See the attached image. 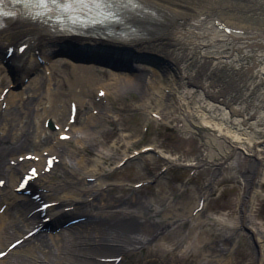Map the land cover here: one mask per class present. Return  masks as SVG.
<instances>
[{"label": "bare ground", "instance_id": "6f19581e", "mask_svg": "<svg viewBox=\"0 0 264 264\" xmlns=\"http://www.w3.org/2000/svg\"><path fill=\"white\" fill-rule=\"evenodd\" d=\"M151 1L166 10L168 15L158 32L141 40L119 44L125 46H119L114 50L115 53L109 54L99 45L108 42H101L97 38H79V42L68 38L67 45L76 54L84 52L89 56L98 57L99 60L111 59L108 62L118 65L124 62L121 59H126L128 64L145 59L147 65L152 68L143 67L131 76L108 73L112 79H120V84L113 94L121 96L125 90L139 89L143 93V100L139 105L143 108L151 106L152 96L155 95L153 83H162L158 78V71H174L182 74L181 76L187 73L192 79H198L206 94L200 98L202 103L198 105V111L204 119L212 116L220 120L218 126L212 127L206 123L202 125L214 128L218 135L228 137L233 143L247 139L244 143L248 145L246 147H250V151L259 150L261 158L249 163L247 170L250 169V172L245 174L244 178L246 190H250L255 184L264 188V149H260L264 148V127L256 128L255 122L252 125L248 121L255 117L256 112H251L253 107L257 109L263 106L264 66L246 72L248 65L244 63L246 59H253L256 55L264 59V0ZM18 33L19 30H14L0 34L1 57L16 40ZM63 38L38 33L29 43L30 50L26 51V54L21 55L19 59L11 53L6 60L11 63V68L6 78L2 77L0 85V181L3 182L0 184V252L5 251L0 257V264H118L112 260L113 257L144 249L145 244L154 237L157 239L151 243L148 251L158 249L161 254L169 251L173 257L177 250L180 257L189 259L191 263L196 257L193 252L196 249V227L203 222L199 211L193 212L196 205L185 212H179V208L170 203L165 204L161 210L158 207L149 209L150 203L145 201V197L128 196L120 192L114 195L110 191L116 187L103 180L106 176L103 173V164L112 163V154L119 155L121 159L127 157V153L136 143L127 141V136L121 129L112 128L108 131L99 127L101 121L108 118L107 112L110 111L109 93L105 84H92L90 80H85L86 89L90 90L92 86L102 84L96 88V94L89 102L80 96L89 90L86 91L83 87L76 90L80 79L77 72L93 71L94 67L64 60L50 61V54L56 46L62 44L58 42ZM124 51H127L126 55L118 54ZM148 55L164 58L165 65L158 64L155 68L154 62L148 60ZM130 56L132 57L128 59ZM212 56H217V61L210 62L208 58ZM222 58H230L232 62L227 63ZM237 64L240 65L234 67ZM226 66L231 68L226 69ZM75 70L78 71L70 75L71 71ZM1 71L0 67V74ZM29 72L33 73L35 78L30 81L29 77L27 82H24L23 79L30 75ZM172 83L168 81L164 90L157 92L158 96L167 98L178 93ZM19 84L23 87L22 90L16 89L20 87ZM183 84L184 81H180L177 87L180 88ZM5 87L9 89L1 98ZM99 90H104L101 97L97 95ZM191 93L195 94L192 88L185 89L181 95H174V104L163 102L153 111L162 119L175 121L180 120L175 114L176 110L186 106L185 118L193 119L197 110L189 108L188 102L184 100L187 96H192ZM208 95L214 97V101L219 104L240 105L238 110H235L236 107L233 110L242 115L241 118H232L226 112H221L217 105L206 99ZM66 97L76 105L75 118L78 114L87 112L86 117H79L77 125L76 121L70 123L65 118ZM89 104L93 105L91 112L87 111ZM95 108L97 115L93 116L92 110ZM67 111L69 118L70 105ZM47 119L55 123L62 119V127L68 128L64 130L60 127L54 136L50 127H44ZM262 124L264 123H259V126ZM64 133L68 135V140L60 139V135ZM243 135L246 138L242 137ZM70 139L77 144L67 146L66 143ZM96 142L105 145L102 151L91 153L93 157L82 153L85 147ZM208 143L215 145L213 142ZM233 143H230L232 147L218 153L221 158L236 155ZM26 154H31V158L26 159ZM205 155L198 163L187 164L193 167L220 158ZM161 156H164L166 162L176 160L166 155ZM48 157H52L53 162L48 171H45V167L49 165ZM74 157L78 158L81 174L83 169L86 170L80 177H77L78 171L71 161ZM148 162L155 163L156 160ZM31 167L35 168L37 175L29 179L24 190H18L21 178ZM153 171L149 169L148 174L153 175ZM216 172L214 169L212 176ZM69 176L72 179H66ZM44 202H49L50 206L41 215L40 210L36 209ZM250 206L251 199L243 196L240 198L237 220L233 223L228 222L224 215H211L210 218L217 220V229H223L224 236L228 235L230 230H247L261 251L264 248V216L261 221L256 220L255 217L259 215L252 216L249 212ZM259 210L258 207L256 212ZM157 215L165 221L164 226L155 218ZM45 216L49 217L50 225L43 221ZM67 216L76 221L67 223ZM170 216H181L184 221L189 222L190 227L184 231L181 229L179 218L168 220ZM164 229L168 230L161 237H157L156 235ZM205 233L207 229L201 231V234ZM15 240H19V243L10 248L9 245ZM220 249L221 253L227 251L226 248ZM216 258L218 262L223 261V257ZM261 260L263 261V258ZM140 263L146 264L145 255L135 257L130 264Z\"/></svg>", "mask_w": 264, "mask_h": 264}, {"label": "rangeland", "instance_id": "374dc122", "mask_svg": "<svg viewBox=\"0 0 264 264\" xmlns=\"http://www.w3.org/2000/svg\"><path fill=\"white\" fill-rule=\"evenodd\" d=\"M59 48L60 47L56 46L50 54L51 62L64 60L77 65L94 67L95 69L93 71H71L70 75H74V73L78 71L77 73L80 76L78 80L79 87H76L77 91L82 87L84 89L87 88L86 79L90 80L92 84L99 82L107 86L109 93L108 106L110 111L107 112L109 114L108 118L105 121H101L99 127L108 129V131L112 128L121 129V131L123 130L122 133L127 136V141L136 142L127 153L129 157L125 159L123 165L119 166L121 157L113 154L112 156L114 159L112 163L103 164V173L106 174L103 180L112 184L113 187H116L115 189L121 188V190L114 189L110 191L111 193H114V195L123 193L128 196L135 195V197H145V201H149L150 203L149 209L158 207V209L161 210L164 208L165 204L170 203L179 208V212H185L196 205L199 198H201L206 191L204 194L205 203L199 211L200 219L203 220V222L196 227L197 235L194 238L196 249L193 250V252L196 257L191 263L189 259L180 257L177 250H175V256L173 257L169 251L162 254L158 249H153L152 252L148 251V247L157 239L154 237L152 241L145 244L144 249L137 250V252L133 254L122 256L118 264H130L132 259L139 255H145L146 264H264V248L259 251L257 242L249 236L247 230L240 228L230 230L231 232L224 236L222 235L224 230L217 229L219 227L217 220L210 218L211 215H224L228 222L233 223L234 220H237L239 214L240 198L248 196V198L251 199V210L249 212L252 216L259 215L255 218L261 221V218L264 216V188L255 184L250 190H246V179L244 178L245 174L250 172V169L247 170V168H249V163L252 160L258 161L260 157L259 150L252 149L250 151L248 149L250 147H246L248 145L244 143V140L247 141V139H242L243 142L240 143H233L229 141L228 137L218 135V131L214 130V128L212 129L202 125V123H206L214 127L220 121L217 118L208 116L209 114H207L209 118L204 119L200 111H198V105L202 103L200 98L206 95L204 94L202 83L200 84L196 78L192 79L191 75L187 73L180 72L183 73V76H181L182 74L179 75L174 71L161 73L158 71L157 75L162 83H153L155 85L153 88L155 95L152 96L153 100L151 106L149 108H143L139 105L143 100V93L139 89H128L125 90L123 95L115 96L113 91L118 88L120 79L119 77L112 79L108 76V73L131 76L143 67H150L145 62V59L144 61H131L129 64L111 68L81 60L74 61L60 53L61 50ZM150 56H154V58ZM216 57L217 56L209 57L208 60H210V62H215L218 59ZM147 58L154 62L155 68L158 64L165 65L164 58L158 55H148ZM222 59L227 63L232 62L230 58ZM249 59L244 61V63L248 65V68H245V70H247L246 72H252L264 66V59L259 58L257 55L253 59ZM239 65L237 64L234 67H238ZM1 67L2 77L6 78L8 69L5 65ZM225 68L230 69L231 67L226 66ZM100 69H105V71H101ZM40 74L42 75L41 71ZM29 77H31L30 81L35 78L34 74L30 73L23 81L27 82ZM168 81L171 83L174 82L172 85L176 88L178 93L170 95L167 98H161L158 96L159 90H164L163 88L167 86ZM180 81H184V84L179 88L177 87V83ZM102 84L92 86L93 88L91 90L86 89V91L89 90V92L81 93L80 96L83 97L86 102H89L95 94L96 87ZM146 86L147 83L145 84V89ZM189 88H192L195 94L191 93L192 96H187L184 100L188 102L187 106L189 108L197 110L195 118H185L184 108H186V106H182L183 109L180 108L176 110L175 114L180 117V120L175 121L169 118L162 119L153 111L163 102H168L170 105H172V103L174 104V95H178L179 93L181 95L182 91ZM16 89L22 90L23 87L20 85V87ZM206 99H209L211 104L217 105L221 112H226L232 118H241L242 115L233 110L234 107H236V110L240 105L219 104L214 101L215 98L210 95H208ZM69 102V97H66L65 118L68 116L67 109ZM262 105L261 108L257 109L253 107L251 112L253 114L256 112L254 114L255 117L248 119L252 125L255 122L254 125L256 128L264 127V124L259 126V123H264V102ZM92 106V104H89L88 112H91ZM95 110L96 108L92 110L93 116L97 115ZM86 114L87 112H84L82 115L78 114L75 124H78L79 117H86ZM207 120L214 121V123ZM59 122L62 124L63 120L61 119ZM54 134L56 135V131H54ZM242 137L246 138L245 135ZM112 139L113 137L109 140V143H111ZM205 142L207 144H205ZM208 142H213L215 145H209ZM230 143L235 144V148H233L236 155L228 158H221L218 153L227 150L228 147H232ZM66 144L67 146H75L77 143L73 139H70ZM104 147L105 145L102 143H92L85 147L82 153L91 155V153L102 151ZM144 147H147V149L140 152V149ZM260 149L264 148L260 147ZM161 154L176 158V160L171 163L166 162V159H164V156H161ZM204 155L205 157L211 156L212 158H220H218L217 161L211 163L202 162L198 166L193 167L187 164L191 162L193 164L198 163V161L204 158ZM91 157L93 156L91 155ZM77 159V157H74L71 161L73 167L78 171L77 177H80L83 175V171L86 170L83 169L81 174L80 169H78ZM153 160H156V162H148ZM95 162H97V159ZM147 169H152L155 173H153V175L146 174ZM214 169H216L217 172L212 176ZM258 174L260 177V173ZM230 175L232 176L230 177ZM66 179L70 180L72 178L69 176V178ZM145 180L151 182L145 184ZM250 195H253V197L251 198ZM258 207L260 210L256 212ZM155 218L161 222L160 224L162 226L165 225V221L160 215H157ZM175 218H179L181 229L187 231L190 227L189 222L184 221L181 216H170L168 220H173ZM204 229H207V233L203 235L201 231ZM167 230L168 229L161 230L156 236L161 237ZM220 246L227 248V251L224 250L221 254ZM208 254L212 255V257L205 256ZM213 255H223L221 256L223 257V261L218 262L217 258L213 257ZM261 258H263V261ZM259 259L260 261H258Z\"/></svg>", "mask_w": 264, "mask_h": 264}, {"label": "snow or ice", "instance_id": "6c2138e0", "mask_svg": "<svg viewBox=\"0 0 264 264\" xmlns=\"http://www.w3.org/2000/svg\"><path fill=\"white\" fill-rule=\"evenodd\" d=\"M6 0H0V14ZM29 4H33L37 7L43 8L50 12L68 13L71 11H80L81 13L91 11L95 9L107 8L113 3V0H25ZM36 174V170L33 169V175ZM2 183V181H0ZM44 207H47L45 205ZM4 255L0 252V256Z\"/></svg>", "mask_w": 264, "mask_h": 264}]
</instances>
